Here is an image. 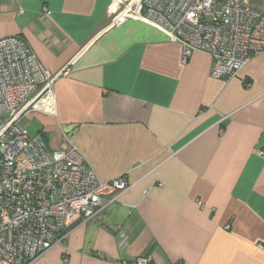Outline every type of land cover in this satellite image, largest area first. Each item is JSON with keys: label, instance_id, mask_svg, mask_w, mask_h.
<instances>
[{"label": "crops", "instance_id": "obj_1", "mask_svg": "<svg viewBox=\"0 0 264 264\" xmlns=\"http://www.w3.org/2000/svg\"><path fill=\"white\" fill-rule=\"evenodd\" d=\"M109 9L111 0H0V38L21 36L51 73L68 66L52 112L28 113L23 131L37 121L25 133L49 150L65 132L100 181L131 185L31 264H264V52L234 78H212L209 56L183 64L158 29L110 27Z\"/></svg>", "mask_w": 264, "mask_h": 264}, {"label": "built area", "instance_id": "obj_2", "mask_svg": "<svg viewBox=\"0 0 264 264\" xmlns=\"http://www.w3.org/2000/svg\"><path fill=\"white\" fill-rule=\"evenodd\" d=\"M111 6L110 27L128 19L148 24L180 46L183 64L193 53L209 56L212 78L230 80L264 52V9L248 0H111ZM67 67L51 73L21 36L0 38V264H31L63 246L72 228L95 220L131 188L123 175L100 181L65 132L61 147L49 150L20 126L30 112H52L53 85ZM151 262L147 255L116 264Z\"/></svg>", "mask_w": 264, "mask_h": 264}, {"label": "rangeland", "instance_id": "obj_3", "mask_svg": "<svg viewBox=\"0 0 264 264\" xmlns=\"http://www.w3.org/2000/svg\"><path fill=\"white\" fill-rule=\"evenodd\" d=\"M252 3H254L255 5H259V6H264V0H251ZM34 123V124H33ZM31 126H29L27 128V130L25 131L26 133H36V131L39 129V124L37 121H34Z\"/></svg>", "mask_w": 264, "mask_h": 264}]
</instances>
